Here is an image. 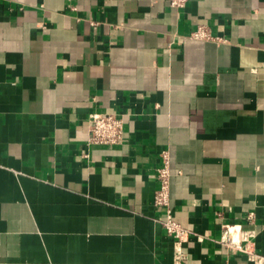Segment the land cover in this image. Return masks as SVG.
I'll return each instance as SVG.
<instances>
[{
	"label": "crops",
	"instance_id": "obj_1",
	"mask_svg": "<svg viewBox=\"0 0 264 264\" xmlns=\"http://www.w3.org/2000/svg\"><path fill=\"white\" fill-rule=\"evenodd\" d=\"M163 150L183 264H251L226 223L264 254V0H0V264H175Z\"/></svg>",
	"mask_w": 264,
	"mask_h": 264
},
{
	"label": "built area",
	"instance_id": "obj_2",
	"mask_svg": "<svg viewBox=\"0 0 264 264\" xmlns=\"http://www.w3.org/2000/svg\"><path fill=\"white\" fill-rule=\"evenodd\" d=\"M188 0H169L170 6L180 9L186 6ZM191 38L201 40H216L211 29L206 25H199L190 34ZM124 117L114 112H92L89 115V136L88 144L114 146L123 141L124 136ZM162 163L158 167L156 177L159 181V188L154 194V203L165 207V219L162 221L167 233L174 238L173 261L175 264H183L188 253L186 243L192 231L183 227L174 217L170 205V183L171 168L170 154L168 150H163L160 154ZM254 213H250L249 218H253ZM256 231L244 229L240 224L226 223L222 225V235L220 243L224 245L229 253H242L251 264H264V254L257 251L254 239Z\"/></svg>",
	"mask_w": 264,
	"mask_h": 264
}]
</instances>
